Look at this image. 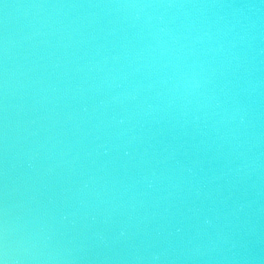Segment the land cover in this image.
Masks as SVG:
<instances>
[{
  "label": "water",
  "instance_id": "obj_1",
  "mask_svg": "<svg viewBox=\"0 0 264 264\" xmlns=\"http://www.w3.org/2000/svg\"><path fill=\"white\" fill-rule=\"evenodd\" d=\"M0 250L264 264V3L0 0Z\"/></svg>",
  "mask_w": 264,
  "mask_h": 264
},
{
  "label": "clouds",
  "instance_id": "obj_2",
  "mask_svg": "<svg viewBox=\"0 0 264 264\" xmlns=\"http://www.w3.org/2000/svg\"><path fill=\"white\" fill-rule=\"evenodd\" d=\"M261 3H264V0H261ZM5 258H6V251L0 250V264H2V262Z\"/></svg>",
  "mask_w": 264,
  "mask_h": 264
},
{
  "label": "snow or ice",
  "instance_id": "obj_3",
  "mask_svg": "<svg viewBox=\"0 0 264 264\" xmlns=\"http://www.w3.org/2000/svg\"><path fill=\"white\" fill-rule=\"evenodd\" d=\"M125 154H127V153H125ZM2 264H9V261L7 259V255H6V258L3 260Z\"/></svg>",
  "mask_w": 264,
  "mask_h": 264
}]
</instances>
